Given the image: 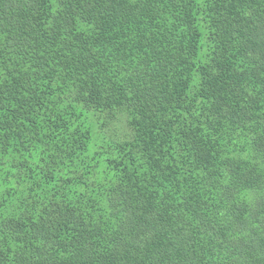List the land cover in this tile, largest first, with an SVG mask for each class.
Here are the masks:
<instances>
[{
  "label": "trees",
  "instance_id": "trees-1",
  "mask_svg": "<svg viewBox=\"0 0 264 264\" xmlns=\"http://www.w3.org/2000/svg\"><path fill=\"white\" fill-rule=\"evenodd\" d=\"M0 264H264V0H0Z\"/></svg>",
  "mask_w": 264,
  "mask_h": 264
}]
</instances>
